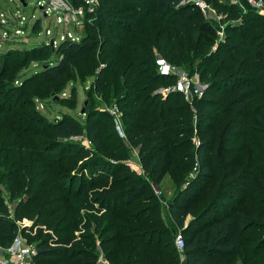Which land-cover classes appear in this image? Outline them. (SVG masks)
I'll return each instance as SVG.
<instances>
[{"label": "trees", "instance_id": "trees-1", "mask_svg": "<svg viewBox=\"0 0 264 264\" xmlns=\"http://www.w3.org/2000/svg\"><path fill=\"white\" fill-rule=\"evenodd\" d=\"M12 1L17 8L25 9L28 4V0H24L26 5L22 0ZM203 1L225 14L226 21H232L227 27L232 34L228 43L216 51L210 52L208 39L212 38L206 34L209 24L195 0H99L95 20H87L86 34L79 40H62L56 49L41 43L3 51L0 45L3 78L12 65L17 68L34 63L18 80L0 81V187L7 182L12 198H20L22 206L16 207L12 218L0 188V245L9 246L20 232L16 219L27 217L35 224L46 222L49 229L55 227L53 221L44 220L60 211H50L58 199L34 187L44 182L45 175L50 180L59 176L54 164H76L89 157L82 165L92 177L73 175L68 180L77 182L75 195L83 196L86 205L105 209L106 214L117 212L120 202L130 205L148 191L146 176L127 164V154L117 155L118 161H108L102 155H92L73 138L84 135L98 149L110 141L104 122L109 113L91 107L89 97L85 113L76 110L51 117L41 110L43 105L64 101L76 108L77 84H84L83 77L94 75L89 88L106 102L119 105L128 140L140 143L147 151L140 154L148 175L171 171L184 147L187 158L193 153L197 157L196 175L179 188L168 206L174 224L185 235L184 264H237V260L241 264H264V15L254 8L243 13L240 4L231 0ZM239 18L241 23H233ZM32 24L31 34L40 30L42 18ZM62 25L65 29L73 24ZM10 50L22 53L21 61L11 60ZM158 52L171 62L189 67L191 61L197 67L207 83L196 101L198 106L213 109L227 119L222 144L209 139L197 145L192 141L193 125L184 134L180 132L182 122L187 123L176 116L183 110L178 106L182 93L171 90L164 96L159 91L164 84H174L175 75L158 71ZM72 82L71 96H62ZM4 84L9 89H2ZM18 88L23 90L21 102L31 109L29 114L15 107L1 108L13 101ZM40 98L47 100L45 104L39 103ZM219 149L223 171L213 187ZM161 150L164 162L159 156ZM184 167L185 163L181 173ZM66 174L68 177L70 171ZM22 183L26 187L19 191ZM199 201L204 206L197 209ZM156 210L148 205L124 214V228L118 219H112L96 230L92 229V218L85 221L76 213L72 225L83 229L80 235L70 229L53 236L41 230L38 239L32 241L38 248L34 264H178L175 241L163 239L161 223L154 217ZM68 221L63 217L60 224ZM98 247L103 250L102 257Z\"/></svg>", "mask_w": 264, "mask_h": 264}, {"label": "rangeland", "instance_id": "rangeland-1", "mask_svg": "<svg viewBox=\"0 0 264 264\" xmlns=\"http://www.w3.org/2000/svg\"><path fill=\"white\" fill-rule=\"evenodd\" d=\"M29 5L24 6V12L26 16L31 17L32 14H34V17L32 19V22H34L37 18H42V25L40 27V30L31 34V26L33 24H30L26 32H19L20 35L18 37L15 36L16 29L19 26L18 21L16 19H7L6 23L1 22L2 27H0V43H3V51H6L10 48L14 49H23L25 47L34 45V44H41V43H49V39L45 37V33L42 31L41 34H38L44 27L46 28L48 25L51 26L53 33L55 34L56 31H60L59 33L64 32V25L55 26V24L50 23L49 21H46L43 14V9L40 6H43L42 2L38 5H36V0H31L29 2ZM240 7L242 9V12H249L250 9H253V6L251 2L247 0H241ZM11 10H17V7L15 6V3L12 0H0V13L3 11H7L9 13H12ZM97 11V8H96ZM59 14L62 16V18L65 17V14L63 11H59ZM71 14V13H70ZM94 19L91 21L93 22L95 20L96 13L93 14ZM204 16L206 19V22L209 24L208 30L206 31V34L212 38L208 39V41L212 44L210 52L216 51L219 46L226 45L228 43V37H230L232 34L230 32H227V27L232 21H226L225 14L218 12L216 8H206L204 11ZM65 20V19H63ZM85 22L83 26H81L80 29H76L75 25H70L68 30L77 33L80 37H82L84 34H86V24ZM235 24L241 23V19L239 18L235 22ZM80 27V26H79ZM67 29V28H66ZM28 40V41H27ZM10 59H19L21 61L22 53L16 52L13 50H10ZM157 58H164L162 54L158 52ZM166 61L171 63L175 67V69L181 71V73H184V75L187 78V84L189 85V92L188 93H182V97L180 98V102L178 104L179 107H181L183 110L176 113V116L181 121L186 120L187 123H183L179 126L180 132L184 134L186 132V129L189 125H193L194 128V135H193V142L197 145L199 144V141L201 140H209V139H215L216 141H219L220 144H222L224 138L223 132H224V125L226 124L225 116L220 115L219 112H215L213 109H206L203 106H198L196 101H198L199 97L202 96L198 93H196L195 90V84H201L203 89L205 90L207 87L206 81L201 78L200 73L196 71L197 67L194 66L193 62H189L187 66L182 65V63L179 62H171L170 60ZM214 67V65H212ZM32 67H34V63L31 65H22L17 68H15V65L10 66L9 73L6 74V76L3 78V76H0V81L6 82L8 78H15V81L18 80L19 76L24 75L26 72H28ZM158 71H159V64H157ZM213 71V70H212ZM210 71V73L212 72ZM178 74H175V82L178 80ZM210 75V74H209ZM94 75L90 76L87 75L83 77L82 82L84 81V84L78 83L76 87V91L79 92V96L77 99L79 100L78 105L75 107L70 106V104L67 101L61 102H55L53 105L49 107H45L43 105L42 112L46 116H53L54 113H58L60 116H62L64 113H75L76 110L81 112V108L84 105V101L87 97H89L90 100V106L97 108L100 111H106L109 113V116L105 114L104 122L106 125V133L108 136H110V141H107V145L103 148H96L92 143H88L87 141H83L82 139H76L78 142L83 144L84 146L88 147L90 151L92 152V155H102L106 160L108 161H118L117 155L121 154H127V164H134V165H140L142 166L141 162V151L147 152L140 143L133 144L132 141L128 140V137L125 134V121L122 117L123 112L121 111L119 105L116 103H108L104 99L101 98L99 94H97L96 90L93 88H89L91 86V83L93 82ZM208 76V75H207ZM206 78V77H205ZM75 82V81H74ZM76 84V83H75ZM174 85V84H173ZM170 84H164L160 86L159 91L163 93L165 96L167 94V91L165 89L169 86H173ZM10 86L8 84H4V87L2 89H9ZM74 88L73 82L69 84L66 87V93L68 96H71L72 91ZM87 89V91H86ZM91 89L93 90L91 92ZM23 90L21 88H18L15 90L14 99L13 101H10L7 105H1V108L5 109L7 107H15L14 110H18L24 114H29L31 109L26 108L23 103L21 102L23 99L20 97ZM18 93V94H17ZM87 93V95H86ZM89 93V94H88ZM17 97V98H16ZM26 97V95L24 96ZM18 99V100H17ZM12 100V99H11ZM39 103H44L47 101L43 98H40ZM52 100H48V103H50ZM74 103V102H73ZM18 111H15L14 113L18 114ZM77 112V111H76ZM222 113V112H221ZM184 131V132H183ZM182 133H180V137H182ZM184 137V136H183ZM186 142H181V144ZM189 144H187V147ZM186 147L180 150L181 157L180 161L178 162V165L174 166L171 171H163V172H151L149 175L147 172L144 171L142 167V174L146 176V179L150 186H148V191L145 195L141 196L140 198L133 201L130 205H123L124 202H120V208L117 212L113 214H106L104 213L105 209H99L95 207H91L86 205L87 201H85L84 197L81 198L75 195L77 192V182H71V180H68L70 176L73 175H84L85 177H92V174L89 172V170H84V167L82 165L83 161H86L89 159V157L84 158L83 160L77 161L76 164L73 162H66L63 164H54L53 168L56 169V174H59L56 179L50 180V176L45 175L44 182L47 181V183L43 184H35V189L42 188L43 191H49L51 194V199H58L56 204L54 203L53 206H51L50 211L60 209V211L56 214H53V217H49L45 219L44 221H53L55 227L53 229H49L48 226L45 224H35L36 221L34 219L29 218H23V219H16V222L18 223L20 227L19 235L23 238L25 242H32L33 240H37L40 231L43 230V232H49L52 236L64 234L65 230L70 229L74 233V235H80V233L83 231V229H75L72 225V218L76 213H81L84 216V220L87 221L88 218L93 219L92 229L96 230V227H103L110 221L118 219L119 225L123 228L125 223L127 222L126 216L127 213H133L136 210H139V208L142 207H148V205H154L157 207V210L154 214V217H157V220L159 222L160 229H162L163 233V239L168 240L172 239L175 241V239L178 236H182L185 239V235L182 233L183 231L177 227V225L174 224L172 217L170 215L168 206L169 202L172 200L173 196L181 186H186L187 182L193 178L196 175L197 168H198V160L197 157L194 156V153L190 155L187 158V154L185 152ZM164 151V150H163ZM163 151L161 150L160 159L162 162L165 161L163 156ZM221 152V149H219L216 152L215 160H214V167L215 172L217 173L216 180L213 183L214 185L218 182V180L221 177L222 169H223V162L219 159V154ZM90 155V157L92 156ZM186 161H189V163H186ZM185 163L184 170L185 172L181 173L180 169ZM179 167V168H178ZM4 169V168H1ZM3 172V170H0ZM70 171V175L66 177V172ZM108 170H106L107 172ZM116 175H118V171ZM100 173V172H98ZM102 173V172H101ZM179 175V177H178ZM178 177V178H177ZM58 180V181H57ZM79 181V180H78ZM76 183V184H75ZM23 187H26L25 184L19 185V191ZM1 194L2 198L4 200V203L8 207L11 217L14 218L16 214V207H22L20 204V198H12L13 190L12 187L7 183L3 182L1 185ZM84 190V189H83ZM47 195V193H44ZM27 195V194H24ZM23 195V196H24ZM204 206V202H198L197 203V209H200L199 207ZM53 210V211H54ZM160 211V212H159ZM126 214V215H124ZM63 217H68L69 221L67 224L62 225L61 219ZM191 217V216H190ZM189 219V218H188ZM71 222V224H70ZM99 225V226H97ZM166 232V233H165ZM112 234H109L111 236ZM96 237V243H100V239L98 238V234L95 233ZM98 251L101 254V257L103 256V250L98 247ZM178 254V264H184V251L180 252L177 250ZM237 264H241L240 260H237Z\"/></svg>", "mask_w": 264, "mask_h": 264}, {"label": "built area", "instance_id": "built-area-1", "mask_svg": "<svg viewBox=\"0 0 264 264\" xmlns=\"http://www.w3.org/2000/svg\"><path fill=\"white\" fill-rule=\"evenodd\" d=\"M31 0H28L29 5ZM196 3L205 11L206 8H212L211 5L206 3L203 0H195ZM251 2L253 8L260 14L264 15V1L263 0H247ZM43 3V6H40L43 9V16L46 21L53 23L57 26L61 24H73L75 25L76 29H80L81 26L85 24V22L91 21L94 19V15L96 13V8L99 3V0H80L77 2L76 0H36V5L38 6L40 3ZM232 3H239L241 0H231ZM59 11H63L65 17L59 14ZM71 13V14H70ZM34 14L31 17L26 16L23 8H17L12 13L2 12L0 13V22H5L9 19H16L20 27L16 29L15 36L18 37L20 35L19 32H26L29 25L32 24V19ZM43 18V17H41ZM65 19V20H63ZM25 26V27H23ZM80 26V27H79ZM67 28V29H66ZM68 26L65 27L63 33H59L60 31H56L54 34L52 31L51 26L44 27L38 34H41L43 31L45 33L46 38L49 39V44L52 49H56L58 44L62 40L66 39H73L79 40V35L70 30H68ZM31 32V31H30ZM3 43H0V45ZM157 64H159V72L162 74H178V80L174 83L173 86H169L165 89V91L169 92L171 90H179L184 93H188L189 85L187 84V78L184 73L175 69L171 63L166 61L164 58H157ZM196 93L202 95L203 94V87L201 84H195ZM162 91V90H161ZM66 90L62 92V96H67ZM42 106V104H41ZM57 119L60 116H55ZM74 139H82L83 141H87L91 144V140H89L84 135H78L73 137ZM133 170L138 173L142 172V166L129 164ZM175 245L178 251H184L185 247V239L182 236H178L175 239ZM38 253V248L35 243L33 242H25L23 238L18 235L14 238L13 242L7 246L3 247L0 245V263L1 264H34V258Z\"/></svg>", "mask_w": 264, "mask_h": 264}, {"label": "water", "instance_id": "water-1", "mask_svg": "<svg viewBox=\"0 0 264 264\" xmlns=\"http://www.w3.org/2000/svg\"><path fill=\"white\" fill-rule=\"evenodd\" d=\"M24 2V4L26 5V2L24 0H22ZM88 101L87 99L84 101V104H86ZM81 113H85V106L83 105L82 106V109H81Z\"/></svg>", "mask_w": 264, "mask_h": 264}]
</instances>
